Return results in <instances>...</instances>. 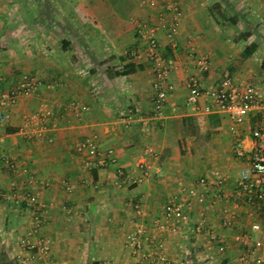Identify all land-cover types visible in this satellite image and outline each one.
Segmentation results:
<instances>
[{"label": "crops", "instance_id": "crops-1", "mask_svg": "<svg viewBox=\"0 0 264 264\" xmlns=\"http://www.w3.org/2000/svg\"><path fill=\"white\" fill-rule=\"evenodd\" d=\"M68 1L0 0V91L20 88L32 78L40 81L34 93L19 95L8 107L7 120H0V191H9L13 182L24 196L38 193L41 235L50 245L47 260L126 264L131 259L127 236L141 224L148 238L143 252L147 264L157 241L170 264H255L250 254L257 240L264 243V198L248 205L236 195L246 165L234 147L237 139L249 147L251 130L264 127V119L250 112L235 125L226 113L193 111L185 99L188 77L196 73L192 52L208 58L204 87L228 72L264 92V36L258 34L259 25L264 27V0H175L181 9L177 33L169 37L165 28L157 29L160 49L174 59L169 75L174 88L162 118L152 116L149 64L129 52L144 49L140 26L161 24L166 0H85L80 21ZM215 15L222 21L224 15L234 16L236 24H218ZM246 31V40H233ZM249 43L257 49L244 59ZM205 104L201 100L199 107ZM45 107L53 112L48 120L53 141L19 135L24 117ZM196 116L203 132L195 130ZM88 136L95 137L100 151L112 150L117 164L97 165L94 157L79 152L78 144ZM147 148L154 157L144 155ZM3 155L12 159L15 170L2 162ZM140 161L148 167L146 177L137 167ZM201 178L205 184L196 187L207 190L206 201L190 198L185 220L165 219L169 200L175 194L188 199L183 188ZM221 178L224 199L212 203ZM224 207L234 214L226 227L221 225ZM199 216H205L210 232L194 231ZM31 217L24 202L0 200V252L4 249L21 264H41L28 258L32 251L20 244L30 232ZM155 220L164 227L157 228ZM253 222L258 230L251 228ZM182 248L191 255L198 250L201 259L182 263Z\"/></svg>", "mask_w": 264, "mask_h": 264}, {"label": "built area", "instance_id": "built-area-1", "mask_svg": "<svg viewBox=\"0 0 264 264\" xmlns=\"http://www.w3.org/2000/svg\"><path fill=\"white\" fill-rule=\"evenodd\" d=\"M181 15L179 4L175 0L165 1V14L161 24L152 26L144 24L140 26L139 33L144 49H131L130 55L137 59H146L151 71V82L153 89L152 107L155 118L164 117V107L168 100L170 93L173 91V85L169 80V75L174 68V59L166 57L159 47L157 38V29L165 28L167 35L173 37L178 31V21ZM196 62V73L189 75L187 80L188 93L185 99V105L195 112L212 113L222 112L226 113L235 125L241 124L250 112L258 114L264 119V92L253 82L244 81L239 82L235 80L228 72L224 73L217 84L211 83L204 87L201 83L203 75L210 70V64L206 55L195 56V52L191 53ZM40 87V81L37 79H30L24 83L20 88L13 90L0 91V120L4 121L9 118L8 107L16 102L19 95H30ZM201 100H206L207 104L199 107ZM53 112L49 107H45L42 111H35L26 115L23 119L22 125L18 128L19 135L26 138V140H34L46 138L51 143L53 137L50 135V127L48 120L52 117ZM251 145L244 146L242 139H237L234 147V154L237 158L245 163V167L241 170L236 181V195L243 198L242 200L248 205H254L257 200L264 198V127L259 126L250 132ZM79 152H85L87 155L96 159L97 165L108 163L110 165L117 164V158L114 156L112 150L102 152L98 149L94 136L86 137L77 146ZM144 155L151 157L155 156V152L151 148L144 151ZM2 162L6 166L15 170V163L12 159L3 155ZM86 167H91V162H85ZM141 172V176L146 177L149 170L144 161L137 164ZM117 175L122 177L123 171L117 166ZM223 178L216 183V190L212 193L211 202L216 203L224 199V192L222 187ZM203 178L198 179L195 185L188 188H183L182 191L186 193L188 199L180 197L175 194L165 207L164 217L167 220L183 219L187 217V206L190 198L197 203H203L207 199V190L202 186L198 189L197 185H204ZM96 188L97 185L95 184ZM16 185L12 182L10 190L7 192L0 191V200L4 203L14 202L19 204L24 202L25 205L31 209V226L27 237L20 242L21 246L30 252L28 258L39 260L41 264H51L47 258L50 253V245L41 235L42 217L40 214L41 204L38 200V193L22 195L17 192ZM67 190H71L67 186ZM136 214H140L139 205L134 206ZM234 218L233 212L230 208L224 207L222 209V226H230ZM157 228H163L164 224L155 220ZM172 232L177 231L176 225H170ZM253 230H258L259 225L253 222L251 225ZM210 226L205 216H199L194 224V231L210 232ZM127 244L130 247L131 259L126 264H147L143 256V252L147 249L148 238L145 235L144 226L137 224L134 230L127 236ZM225 247L221 244V249ZM149 253L153 255L150 264H170V260L163 250L160 241L150 249ZM250 259L255 264H264V243L257 240L254 244V249L250 254ZM19 256V261L21 260ZM26 260V258L24 259Z\"/></svg>", "mask_w": 264, "mask_h": 264}, {"label": "trees", "instance_id": "trees-1", "mask_svg": "<svg viewBox=\"0 0 264 264\" xmlns=\"http://www.w3.org/2000/svg\"><path fill=\"white\" fill-rule=\"evenodd\" d=\"M214 14V13H213ZM222 15H220L221 17ZM215 20L217 21L218 24H221L223 22H228L229 24L235 25L236 24V17L234 16H226L224 15V20L222 21L219 16L217 17L216 15L214 16ZM250 36V32L246 31L244 33H239L236 36H234L233 40L239 41V40H246L248 37ZM257 49V44L255 43H249L248 45L245 46L243 52H242V57L244 59L248 58L249 56H251ZM169 57V56H166ZM262 66L264 67V60L262 61ZM126 72V71H125ZM258 115V114H257ZM193 120L196 122L195 124V130H197L198 132H203V128L200 126L201 124V118L198 116L194 117ZM206 133V137L209 136L210 134L208 132ZM205 136V135H204ZM205 138V137H203ZM201 142V144H203L206 140L202 139L199 140ZM204 141V142H203ZM17 259L13 258L10 259L8 254L6 253V251L4 249H2V251L0 252V264H21L19 262L16 261ZM88 264H96L94 262L92 263H88Z\"/></svg>", "mask_w": 264, "mask_h": 264}, {"label": "rangeland", "instance_id": "rangeland-1", "mask_svg": "<svg viewBox=\"0 0 264 264\" xmlns=\"http://www.w3.org/2000/svg\"><path fill=\"white\" fill-rule=\"evenodd\" d=\"M70 1L66 2L67 7L69 5L68 9L75 11V13L78 16L77 18L78 21H80L79 19L83 20L82 17L84 18V13H85L84 10H86L85 0H73L71 1L72 2L71 5H70ZM258 28L261 31V33L258 31V34H263L264 36V27L259 25ZM182 251H185V249L182 248ZM200 256H201V252H199L198 250L194 251L193 255H191V252H188V251H185V253L179 255L182 263H184L186 260L188 262H191L194 260H200L201 259Z\"/></svg>", "mask_w": 264, "mask_h": 264}]
</instances>
